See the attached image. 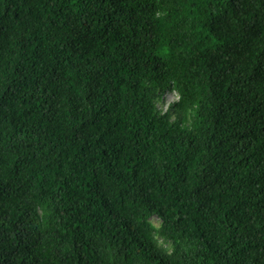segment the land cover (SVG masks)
<instances>
[{"label":"trees","instance_id":"16d2710c","mask_svg":"<svg viewBox=\"0 0 264 264\" xmlns=\"http://www.w3.org/2000/svg\"><path fill=\"white\" fill-rule=\"evenodd\" d=\"M0 264H264V0H0Z\"/></svg>","mask_w":264,"mask_h":264},{"label":"rangeland","instance_id":"374dc122","mask_svg":"<svg viewBox=\"0 0 264 264\" xmlns=\"http://www.w3.org/2000/svg\"><path fill=\"white\" fill-rule=\"evenodd\" d=\"M166 98H167V103L170 104L172 103L173 101H175L177 99L176 95L174 94V92L172 91H167L166 92ZM162 107H165L163 106V103L160 104ZM167 107V106H166ZM150 222L155 226V227H159L160 226V219L157 218V217H152L150 219ZM165 247H170L168 245H164Z\"/></svg>","mask_w":264,"mask_h":264},{"label":"clouds","instance_id":"9594fccd","mask_svg":"<svg viewBox=\"0 0 264 264\" xmlns=\"http://www.w3.org/2000/svg\"><path fill=\"white\" fill-rule=\"evenodd\" d=\"M175 94V93H174ZM176 95V94H175ZM177 96V95H176Z\"/></svg>","mask_w":264,"mask_h":264}]
</instances>
